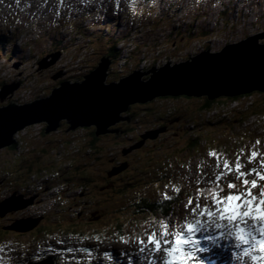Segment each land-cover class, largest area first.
I'll use <instances>...</instances> for the list:
<instances>
[{
	"label": "rangeland",
	"instance_id": "374dc122",
	"mask_svg": "<svg viewBox=\"0 0 264 264\" xmlns=\"http://www.w3.org/2000/svg\"><path fill=\"white\" fill-rule=\"evenodd\" d=\"M81 1L82 10H91L85 12L87 17L83 18L80 13L69 18L53 16L52 22L45 24V22L25 16L22 13L23 8L19 12L14 8L11 10L10 2L12 0H1L0 12H6L9 15L3 16L2 12L0 15V54L1 51L3 52L1 54L3 60L1 61L0 58V79L1 76H23L21 80H24L23 87L10 91H6V89L3 91V84L0 82L1 107L9 105L11 101L25 104L34 102V99L37 98L51 96L53 90L59 87L58 83H64V79L77 82V78L90 74L94 65L100 62V56L111 46L117 47L121 53L120 56L125 58V62L127 61L126 66L129 70L135 68L138 62L142 61L138 71L145 74L143 80L147 81V76L150 75L149 73L152 70L182 62V60L175 58L179 54L195 53L188 56V60L189 57L195 56L203 48L205 51L217 52L228 44L237 43L249 36L264 34V0H240L239 2L233 0L229 3L221 0H200V2H198L199 0H151L153 8L149 4L140 6L138 2L137 6L130 10L126 7L114 8V0ZM5 2H8L10 7ZM14 2H17V0H14ZM19 2L21 3L22 0H19ZM46 3L53 5V0H47ZM125 3L126 0H123L120 6ZM171 3L170 9H167L165 5ZM65 4L73 9L76 8L75 1L65 0ZM223 12L225 13L221 14ZM16 15L18 19L14 20ZM64 27L67 28L60 30ZM48 30H51L54 34L52 35L53 41H47V44L51 46V50L62 52V47H64L68 53L61 54L60 61L56 64L49 65L46 63V67L41 69L38 63L46 54L36 47L31 48L30 42L41 36L42 40L47 39L48 37L44 34ZM192 30H199V33L192 34L190 32ZM58 31L60 37L56 36ZM188 33L189 35L191 33V37ZM124 36H128V38H123ZM124 39L126 40L123 45ZM92 42H94V45ZM136 43L140 46L139 48L135 45ZM21 44L23 45L21 46ZM259 44L263 45L264 39L260 40ZM154 45H156L155 48L152 47ZM46 48L41 49L45 51ZM48 50L50 48L46 51ZM152 50L154 51L152 52ZM17 51H20L21 54ZM144 55L145 57H143ZM65 57L72 58L71 66L79 68V70L72 72L62 69L68 63L67 60H63ZM159 59L161 62L158 61ZM20 63V68L14 69ZM123 65L121 64V67ZM118 72H120L119 69L115 71V75ZM111 73H114V70ZM59 74H64L65 78L57 76ZM31 76H37V80L29 81L28 79ZM75 76L77 77L75 78ZM107 83L114 82L107 80ZM12 84L15 83L12 81ZM45 92L47 95H44ZM161 99L154 98L150 102L152 104L151 108L136 104V108L133 109L132 105L130 106L132 110L129 109L128 112L122 114V118H130L133 123L136 122L135 126L138 130H136L135 135L139 136V139L132 135L128 136L127 141L120 144H114L112 140L102 141L100 144L107 148L106 154L99 153L100 151L94 154L92 151H86L79 156L80 159H78V156V158H72V155L77 154L76 152L79 149V142L77 141H71L70 145L67 146L70 151L68 157L67 152L55 151L52 153L51 155L56 159L60 157L66 159L67 164L60 175L54 177L53 184L55 188L51 184L48 190L50 192L41 197L40 204H43L46 219L43 221L38 218L37 209H34L31 203L22 209L16 210L21 212L16 217L13 215L14 213L5 212V216L1 217L0 220V247L3 245L1 241L16 244L20 243V240L25 243L35 239L36 241L40 240L39 238L42 236L40 233L41 228L45 221L49 232L53 231L52 227H48L51 224L56 225L55 230H67L69 224L73 223L70 229L75 227L76 233L81 232L82 235L95 237L103 235L108 238L110 234L118 232L120 235L122 232L121 235L125 239L131 238L130 232L132 231L138 236L144 235L152 227V222L158 221L161 217L159 215L151 217L148 213H145L148 212L147 210L143 212L137 206L140 203H146V201L155 202L160 194H163L161 195L163 198L166 195L169 196L168 192L172 190L174 193L173 189L176 184L180 185V189L183 190L185 185L182 183L183 175L188 177L195 175L197 172H206L215 168L217 158L215 156H213L214 158L209 157L207 155L209 151L226 152L227 158L231 160L240 154V150L243 149L242 162H246V157L250 155L251 151H257V161L261 158L264 159V130L258 128L257 132L253 134L249 132L241 134L242 132H239L251 127L253 128L250 129L252 131L259 127L260 124L255 120L256 116L246 120L242 125H238V129L236 127L237 132H229L228 128L221 122L214 123V129L209 131L210 133L205 136V140H202V143L196 149L190 150L187 143L190 142L193 136L192 133L198 134L199 131L209 130V127L202 128L198 124L199 116L189 110L192 106L189 104L190 102L185 100L162 101ZM262 99L263 97L257 96V101ZM234 104L237 103L232 105ZM185 106L189 107L188 110L180 109ZM173 109H176V112ZM190 109L193 110V107ZM258 110H260L258 114L264 116V102L259 105ZM150 112L154 113L149 114ZM134 113H136L135 117L132 115ZM160 113H164L166 118L160 116ZM128 114L134 118L129 117ZM151 115L153 116L151 117ZM183 120L185 122L180 123ZM234 120H238V118ZM161 123L168 124V127H160ZM120 124L119 126H123L127 124V121ZM66 126L67 124L64 123L58 130L49 133V135L59 137L68 135L70 138L77 137V140H79L83 129H87L82 127L68 131L69 127ZM189 126H195L192 129L193 132ZM155 127H158V130ZM150 128L151 130H149ZM153 128L155 129L153 130ZM42 130L41 124L25 127L13 136L15 142L13 145L18 144L21 150L18 145L15 149L10 147L0 149V204L10 199L13 192L23 193L25 190L32 188L27 187V181L32 183V186L35 185L32 182L33 177H29V173L39 171L38 166L44 162L51 165V169L55 168L53 159L42 152L43 147L38 146L39 144L32 146L33 150L41 151V156L38 153L32 154L33 150L29 153L26 149H23L22 141H24V145L31 144L32 140L43 141V138L39 137ZM174 130H177V135L171 133ZM88 132L90 134L92 130H88ZM160 135L161 141L156 144L153 141L151 145L147 143L141 150L140 147L144 145V141L156 139ZM165 142H172V144L169 146ZM129 145L132 146L129 147ZM138 145L140 147H137ZM215 145L217 147H214ZM124 146L128 147L124 150V155H130L131 148H135L130 158H128L129 164H124L123 169L111 174L110 177L112 178L107 179L108 172L112 170V163H106L107 160L111 161V159L117 157L119 149H124ZM157 146H161L162 149L168 151V156L171 157L158 156V151H154ZM233 148L235 149L232 152H228ZM12 150L16 151L13 152ZM29 155L31 156L26 160H20L21 157ZM68 158L77 161V169H79L77 173L73 171ZM191 165L196 167L195 171L190 169ZM186 166H188V169H186ZM186 170H188L187 173ZM2 171L7 172L8 175H3ZM120 172L123 173L114 177ZM46 180L51 181L50 179ZM258 182L263 183L259 180ZM166 184L169 185L167 188H165ZM55 191L58 192L55 193ZM59 198L63 200L56 202L55 200ZM201 199L203 200L202 196ZM143 200L146 201L143 202ZM184 204L181 203L178 207H175L176 215L174 218L170 219L165 215L161 219L179 222L188 211L184 208ZM9 205H6V208ZM6 208H4V211L8 212L9 210ZM46 208L48 212L45 211ZM189 208H191L190 205ZM32 211L33 214H31ZM29 214H31L30 218H26L25 221L31 220L30 223L34 224L26 228L23 220ZM167 214L169 215V213ZM22 225L25 227V232L20 230ZM115 226L123 229L116 231ZM10 239L14 242L9 241ZM77 239L75 238L74 241ZM139 247L135 242H130L124 247H117L114 251L117 255H113L112 258L106 261L101 260L99 254L96 264H116L119 261L135 259L138 261L147 260L146 253L141 254ZM12 249L8 244L1 247L0 264L5 250ZM35 249L38 250L37 247Z\"/></svg>",
	"mask_w": 264,
	"mask_h": 264
},
{
	"label": "water",
	"instance_id": "95a60500",
	"mask_svg": "<svg viewBox=\"0 0 264 264\" xmlns=\"http://www.w3.org/2000/svg\"><path fill=\"white\" fill-rule=\"evenodd\" d=\"M263 39L262 33L230 44L219 52L203 51L187 62L152 70L147 81L143 80L144 73L136 71L118 83L108 84L112 60L104 56L82 82H64L51 96L32 104L12 103L0 107V149L11 147L15 143L14 134L21 129L42 123L48 126L46 134L65 123L68 131L95 127L97 135H104L123 121L130 123L131 119L122 118V114L131 105L146 104L154 98L187 96L214 100L264 93V44H259ZM60 56V52L50 54L39 66L43 69L46 63L56 64ZM18 87L19 84H12L3 87V91ZM114 133L120 134L119 130ZM121 169H114L112 174ZM30 203L11 198L0 205V218L5 212L22 209ZM20 230L25 231V227L22 225Z\"/></svg>",
	"mask_w": 264,
	"mask_h": 264
},
{
	"label": "snow or ice",
	"instance_id": "6c2138e0",
	"mask_svg": "<svg viewBox=\"0 0 264 264\" xmlns=\"http://www.w3.org/2000/svg\"><path fill=\"white\" fill-rule=\"evenodd\" d=\"M243 154L244 150L241 149L235 160L230 162L226 154L209 151V157L217 158L218 171L214 178L204 182V186H200V179L195 181V203L192 195H189L184 204L187 214L179 222L167 219L153 221L144 236L132 237L140 246L139 252L146 253L149 264H201L195 254L204 249L199 246L195 236L196 233L207 231L209 225L223 230V236L234 238L237 248L246 245L242 249L244 254L258 248L261 255L253 256L252 259L257 264H264V183L258 184V180L264 181V174L254 166L246 168V164H253L257 151H251L246 162L241 161ZM260 167L264 168V160ZM232 173L235 174L234 180L225 182L224 178ZM173 191L178 192L179 189L174 188ZM165 199L170 197L166 195ZM189 205L192 207L189 208ZM257 233L260 239H257ZM205 239L214 243L216 237L206 236ZM119 240L124 244L130 242L124 236H120ZM105 258L110 259V254H105Z\"/></svg>",
	"mask_w": 264,
	"mask_h": 264
},
{
	"label": "trees",
	"instance_id": "16d2710c",
	"mask_svg": "<svg viewBox=\"0 0 264 264\" xmlns=\"http://www.w3.org/2000/svg\"><path fill=\"white\" fill-rule=\"evenodd\" d=\"M224 13L225 12H223L221 14H224ZM190 32L192 34L199 33L198 30H195V31L192 30ZM191 33H190V35H191ZM188 35H189V33H188ZM135 45H137V48L140 47L137 43ZM143 46L145 47V45H143ZM152 47L155 48L156 45H154ZM106 52L107 53L105 55L109 56L111 59H114L115 62H117V60H118V58L120 56V52L116 48V46H111V48L109 50H107ZM133 54H134V52H133ZM188 56H191V54L186 52L184 54H179L175 58H177V59L179 58V60H182V62H184V61H187V57ZM132 59H133V57H132ZM141 63H142L141 61L138 62V64L136 65V69H138L140 67V64ZM177 63H179V62H177ZM177 63H175V64H177ZM97 66H98V63L94 65V68L92 69L91 72H93ZM116 75H117V77H116ZM116 75H115V72H114L113 73V76H111V78H112L111 79V82H116L121 77H123V76H120V73H117ZM75 78H73V80H75ZM44 95H47V93L45 92ZM257 96L263 97V99L260 100V101H257ZM36 100H34V101H36ZM161 100L162 101H164V100H166V101H170V100H173V101H183V100H185V101L190 102L189 104L192 105L190 108L193 107V110H191L188 106H185L184 108H180V109H184V110L187 109L188 110V108H189L190 111L195 112V114L199 116V119L200 120H198V119L197 120H198V124H200V126L202 128L209 127L208 128L209 130L199 131L198 134L197 133L194 134V132L192 131V129L195 128V126H189V127H191V131L193 132L192 133L193 136L191 137L190 142L187 143L188 146H189V147L188 146L187 147L190 150L191 149H196L197 146L202 143V140H205L204 138H205L206 135H208L210 133L209 131L214 129V127H213L214 126V123L221 122V123H223L228 128V131L229 132H236V127L238 129V125H242L246 120H249L251 117H254L256 115H259L260 117H262L264 119V116L258 114V113H260L259 112L260 110H258V107H259L260 104H262L264 102V93H259V92L258 93L257 92H254V93H252L250 95L249 94L248 95H241V96L233 97V98H218V99H214V100H209L207 98L187 97V96H180V97H162ZM249 100H250V102H249ZM234 101H236V102H238V103H240L242 105L241 108L237 109V111H239V112H234L233 110H231V111H228L226 114H223L222 112H217L216 113V116H213L212 115V112L215 111L214 108H218V109L222 110L224 108H227V106H229L231 104V102H234ZM183 104H185V103H183ZM189 104H187V105H189ZM142 105H143L142 107H150L152 104L151 103H146V104H142ZM196 105H198V106H196ZM132 108L133 109L136 108V104H135V106L133 105ZM132 108L130 107L129 109L132 110ZM131 113L132 112L130 111V114ZM151 113L153 114L154 112H150L149 114H151ZM134 114H136V113H134ZM134 114H132V115L135 117ZM149 114L147 113V115H149ZM132 115H129L128 114L129 117L132 116ZM133 116H132V118H134ZM152 116L153 115H151V117ZM160 116H164L165 117L164 113H162ZM256 117H258V116H256ZM235 118H238V120H234ZM215 119H217V120H215ZM184 120H186V119H184ZM184 120L181 123L185 122ZM192 121H195V120H192ZM263 122H264V120H263ZM147 123H149V122H147ZM158 124H160V123H158ZM41 125L43 127V130L40 133L41 136H39V137H42L43 138V141L42 140H40V141L32 140L31 141V144H27V145H28V147L30 149V152L34 149L32 145L39 144L38 146L43 147L42 152L53 159V161H54L53 164H54L55 168L51 169L50 168L51 165H48L46 162H44L43 164H41L40 166H38L40 168L39 171H43L45 168H49V169H51L50 171H53V174H56V175H59L61 173L62 169H64V167L67 164V160L66 159H63L61 157L58 158V159H56L51 154L54 153L55 151H58V152H67V157H68V155L70 154L69 153L70 151L67 149V146L70 145L71 141H77V142H79V145H78L79 146V149L76 152L77 154H73L72 155V158H76L77 156L79 157L82 153H85L86 151H92L93 154L95 152L97 153L98 151H100L99 153H105L106 154L107 148L100 144V142H102V141L112 140V141H114V144H116V143L120 144V143H122L124 141H127L128 136H132V135H133V137H137V139H139V136L135 135L136 134L135 133L136 130H138V128H136V126H135L136 125V122L133 123L132 119L130 120V123L127 122V124H124L123 126H119V124H118L116 127L109 129L112 132H109V133L104 134V135H97V130H96L95 127L83 129V133L81 134L79 140H77V137L70 138L67 135H64V136L61 135V137H59V136H51V135L45 133L46 132L45 130L48 127L47 124H41ZM184 126L186 127V125H184ZM66 127L68 128V126H66ZM160 127L167 128L168 127V124L161 123ZM155 128H157V130H158V127H155ZM155 128H153V130ZM250 129H253V128L252 127L251 128H247L244 131H240V132H242L241 134H244L245 132H249V133H252V134L255 133V132H257L256 129H254L252 131ZM88 130H92V133L90 132V134H88L89 133ZM117 130H119V133L121 135L114 136V131H117ZM149 130H151V128ZM176 131L177 130H174V132H171V133L173 135H177ZM167 135H169V134H167ZM113 138H117V139H113ZM56 140L61 141L62 144H60L61 142H57ZM172 140H174V138H172ZM159 141H161V139L158 137V139H155L154 140V144H156ZM144 142H145L144 146L147 143H150V145H151V143L153 142V139H149V140H146ZM166 144H168L170 146L172 144V142H169V143H166ZM100 145H101V147H100ZM132 145H129V147L132 146ZM144 146L141 147V150L143 149ZM161 146H157L155 148V150H154L155 152L158 151L157 152L158 156L163 155V156H165V158L166 157H171V156H168L169 155L168 151H166L165 149H162ZM214 147H217V145H215ZM11 148L14 149L13 147H11ZM127 148L128 147L126 146L124 149L123 148L122 149H119V152H118L119 155L117 157H114V159H111V161L107 160L106 163H108V164L112 163V170L108 172L107 179H111L110 175H111V172L113 171L114 168H120L124 164H129L128 158H130V155L129 154H128L129 156L127 154L124 155L125 154L124 153L125 152L124 150L127 149ZM229 151L230 150H228V152ZM31 153L32 154H37L38 153L39 156L42 155L41 154V151L40 150H36V149L33 150ZM31 155H29L27 157H25V156L21 157V161L26 160ZM78 159H80V157ZM68 160L70 162L69 164L73 168V171H75V173H77V171H79V169H77V167H78L77 161L75 159H69V158H68ZM125 171H123V172H125ZM144 201H146V200H143V202ZM137 208L139 210L143 211V212H145L147 210L148 212H145V213H148L149 216L153 217V216H157V215L160 216V215H163L164 213L169 212L170 209L172 208V206H171V204H168V203H166V204H156V203H153L152 201H146V203H140L137 206ZM140 208H142V209H140ZM45 223H46V221H45ZM45 223H44V225L41 228V232L40 233L42 235H44V233H48L49 232V230L46 228L47 227V223H46V225H45ZM72 224L73 223H70L69 224V228H70V226ZM70 231L76 233L77 230H75V227H73L72 229H70Z\"/></svg>",
	"mask_w": 264,
	"mask_h": 264
},
{
	"label": "bare ground",
	"instance_id": "6f19581e",
	"mask_svg": "<svg viewBox=\"0 0 264 264\" xmlns=\"http://www.w3.org/2000/svg\"><path fill=\"white\" fill-rule=\"evenodd\" d=\"M180 1H182V0H180ZM251 2V1H250ZM180 4V3H179ZM250 4V3H249ZM205 5V4H204ZM252 5V4H251ZM189 6V5H188ZM223 8V7H222ZM173 10V9H172ZM195 12V11H194ZM169 13V12H168ZM167 14V13H166ZM237 17V16H236ZM251 17V16H250ZM261 23V22H260ZM44 26V25H43ZM121 33V32H120ZM40 36V35H39ZM17 52H19L20 54H21V52L20 51H17ZM16 52V53H17ZM117 70V69H116ZM147 73V72H146ZM149 73V72H148ZM150 74V73H149ZM19 77V76H18ZM117 77V76H116ZM248 95V94H247ZM250 95V94H249ZM20 97V96H19ZM252 97V96H251ZM9 104V103H8ZM135 106V105H134ZM151 108V107H150ZM154 108V107H153ZM167 108V107H166ZM161 114V113H160ZM135 115V114H134ZM166 118V117H165ZM54 135V134H53ZM68 136V135H67ZM27 140V139H26ZM229 149V148H228ZM235 158V157H234ZM264 160V159H263ZM260 165H261V163L259 164V168H260V171H261V173L263 174L264 173V170H263V168H261L260 167ZM30 221L31 220H27V221H25L26 222V224H24V226L26 227V228H28V227H30V226H32L34 223H30ZM114 256H116L117 255V253H114L113 254Z\"/></svg>",
	"mask_w": 264,
	"mask_h": 264
},
{
	"label": "flooded vegetation",
	"instance_id": "af4514ba",
	"mask_svg": "<svg viewBox=\"0 0 264 264\" xmlns=\"http://www.w3.org/2000/svg\"><path fill=\"white\" fill-rule=\"evenodd\" d=\"M180 123H181V122H180ZM166 135H167V134H166ZM166 135H165V136H166Z\"/></svg>",
	"mask_w": 264,
	"mask_h": 264
}]
</instances>
